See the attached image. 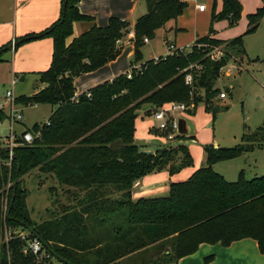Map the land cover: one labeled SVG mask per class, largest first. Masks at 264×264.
<instances>
[{
  "label": "trees",
  "instance_id": "16d2710c",
  "mask_svg": "<svg viewBox=\"0 0 264 264\" xmlns=\"http://www.w3.org/2000/svg\"><path fill=\"white\" fill-rule=\"evenodd\" d=\"M64 1L55 23L16 39L22 41L14 46L46 35L53 37L51 66L39 73L45 85L17 101L51 104L56 109L47 122L35 123L29 129L39 131V136L32 144L17 146L11 164L7 163L8 152L0 150V264H44L32 253L23 252L25 240L21 237L4 240L5 230L15 225L27 230L28 238L39 237L60 264H111L148 247L164 249L162 261L171 263L195 253L201 243L230 245L244 238L255 239L264 252V173L247 178L241 169L236 180H228L214 169L217 162L263 148L264 121L253 131L245 126L236 146L203 144L205 163L187 179L170 181L167 194L132 198L134 183L145 175L163 169L173 174L194 164L185 144L174 146L168 141L152 152H141L148 147L134 140L136 118L145 108L144 113L151 115L170 102L194 104L196 108L204 103L215 118L214 99L220 93L215 82L232 55L223 49L220 57L213 58L210 51L227 45L245 53L243 34L226 41L215 37L211 28L209 34L195 40L191 51L178 47L135 67V61L142 57L144 38H154L157 29L177 19L188 6L186 0H146L147 12L134 24L131 77L120 73L77 95L74 78L116 59L123 48L118 39L131 30L129 21L111 16L107 25L94 24L73 36V23L91 17L79 11L80 0H67L65 11ZM242 8L240 0H223L222 10L213 17L226 18L232 24L240 19ZM263 15L264 0L248 14L245 33L254 31ZM69 37H73L70 43ZM190 72L192 82L187 84ZM6 117L0 108V122ZM151 131L167 137L172 129L152 127ZM182 136L195 138L177 135L175 139ZM176 160L179 163H174ZM36 167L54 173L72 192L85 191L80 208L36 224L27 207L28 191L22 180ZM118 192L116 198L110 197Z\"/></svg>",
  "mask_w": 264,
  "mask_h": 264
},
{
  "label": "rangeland",
  "instance_id": "374dc122",
  "mask_svg": "<svg viewBox=\"0 0 264 264\" xmlns=\"http://www.w3.org/2000/svg\"><path fill=\"white\" fill-rule=\"evenodd\" d=\"M187 2L186 11L177 22H173V25H178L183 29L177 30L176 27H171L172 30H167L166 27L170 25L167 23L157 29L155 37L150 38L149 42L141 46L142 57L141 60L135 61V67L146 60L165 56L171 41H176L178 46L185 51H191L197 33L201 36L209 34L211 28L214 29L215 37L226 41L243 34L246 52H240L227 45L210 51L213 58L220 57L223 49L231 52L232 55V59L221 70V74L215 82V87L220 90L214 99V106L217 110L216 117L213 118L212 113L206 111L204 103H199L197 108L194 104L187 105L188 108L184 113L176 112L174 117L190 114V122L193 127L191 133L197 129L196 139L192 137L185 139L182 136L172 143L174 146L185 144L193 157L194 164L181 168L173 174L166 169L156 172L152 176H157L148 179L151 183L168 182L175 178L187 179L190 176H186L189 171L198 169L206 161L203 144L216 142L222 147L236 146L241 143V136L246 130L245 126L253 131L264 121V15L254 31L245 33L248 29V14L261 7L263 0H241L243 7L241 17L232 24L226 18L213 17L222 10L223 0H187ZM201 3L206 5L203 11L197 7ZM60 8H62V0H31L21 8L16 0H0V29L7 25V20H11L12 25L18 26V32L15 36L13 35V41L29 33H39L56 22L60 16ZM79 11L91 18L77 20L73 23L74 36H79L94 24L107 25L110 16L122 17L132 22L147 12V4L146 0H81ZM56 13L57 15H55ZM50 16L56 18L48 26L40 29L42 21L50 19ZM133 50L135 53V47L127 46L116 59L103 67L75 77L74 84L77 94L86 92L120 73H128L132 57L130 53ZM52 55L53 37L51 35L23 42L2 55L6 61H0V108L7 114V117L0 122V136L9 133L12 124L11 101L6 96L8 90H13L15 95L14 112L24 115L22 120L14 123L18 132L24 127L23 124L29 129L36 122L40 125L44 124L52 111L56 109V106L51 104H26L17 101L18 97L31 95L42 88L43 83L34 71L50 67ZM230 64L234 65L235 69L231 70ZM25 73H27L25 79H21ZM191 74L192 72H190ZM14 78L16 79L15 85L12 84ZM152 127L160 129L159 121L155 119L153 113L139 117L135 124V142L141 143L145 138L147 140H158L159 138L156 145L163 146L166 143L165 137L154 134L151 131ZM34 133L39 135L40 132L35 131ZM174 163L179 162L176 160ZM214 169L228 180H236L241 169H245L247 178L262 175L264 173V147H255L241 157L217 162L214 164ZM162 175L164 176L161 177ZM22 180L28 191L27 207L36 224L61 217L66 210L79 209L86 194L85 191L80 190L72 192L74 191L72 188L68 190V186L61 184L54 173L44 172L39 167L24 174ZM110 195L111 198H116L120 192ZM132 198L137 199L133 196ZM7 215L8 198L5 201L3 212L5 223ZM26 232L27 230L15 225L5 230L4 240L6 241L9 234L13 236ZM163 250H154L153 247H148L146 250L126 255L111 264H176L175 261L171 263L162 261L164 259ZM202 254L203 250H200L196 255ZM209 256H212V253L202 255L203 264L210 263V258L206 259ZM44 264H60V261L53 257L50 262Z\"/></svg>",
  "mask_w": 264,
  "mask_h": 264
},
{
  "label": "crops",
  "instance_id": "0c3cea01",
  "mask_svg": "<svg viewBox=\"0 0 264 264\" xmlns=\"http://www.w3.org/2000/svg\"><path fill=\"white\" fill-rule=\"evenodd\" d=\"M16 1L19 3V8H21V7L26 6L28 4V2L31 1V0H16ZM79 5H80V2L78 4V6ZM200 11H203V10H200ZM60 12H61V8H60ZM55 15H57V13ZM180 17L181 16H179L177 19L169 20L167 22V24L168 25L170 24V25H169V27H166V29L167 30H172L173 28L171 29V27H174V28L176 27L177 30L183 29V27H180L178 25H173V22H177ZM55 18H56L55 16H50V19H44L42 21V23H41L40 29H43L46 26H48L51 23V21L53 19H55ZM120 18H122V17H120ZM137 18L134 21H132V22L130 20H128V19H124V18H122V19L126 20V21H129L130 30L134 31V24H135ZM6 23H7V25L4 26L2 29H0V32H2L1 35H0V47H2L3 45H5L6 43H8L10 41L13 42V40H14L13 37L18 32V26L12 25L11 20H7ZM73 36H74V34H73ZM199 36H201V35L197 33V38ZM122 37H123V43H124V44L122 43V45H123L122 51H124V49L127 46H130L131 48L134 47V41L132 40L131 43H130V41H129L130 38H129L128 34L127 35L125 34ZM72 39H73V37H69L68 38V42L70 43L72 41ZM170 45H173L175 48H178V47L182 48V47L178 46L176 41L175 42L171 41ZM170 45H169V47H170ZM169 47H168V49H169ZM11 49H13V48H11ZM122 51H121V53H122ZM186 52H189V51H186ZM169 53H171L170 50H168V53H166L165 55H167ZM130 54L132 55V57L130 58V69H131V62L133 60L134 50ZM162 56H164V55H162ZM2 57H1L0 61H3V60L6 61V59H3ZM155 58H157V57H155ZM51 62H52V58H51ZM44 70H46V69H43V70L40 69L38 71H34L36 73V76L39 77V80H40L39 73L41 71H44ZM26 75H27V73L23 74L21 79H25ZM111 79H113V78H110L109 80H111ZM44 85L45 84H42L41 87H43ZM36 91H38V90H36ZM76 94H77V92H76ZM145 109H143L141 111V113L136 118V120L139 117H141V116H143L145 114L144 113ZM145 115H147V114H145ZM153 115H154V113H153ZM185 115H186L185 117H187L190 120V114H185ZM23 117H24V115H23ZM136 120H135V124H136ZM23 125H24V127L22 128V130L20 132L31 131V130H29V128H27L28 126H25V124H23ZM196 131H197V129L196 130L194 129V133L190 134V135H194L195 139H196V135H197ZM157 141H159V138H158V140L157 139L147 140V138H145L141 143H137V144H139V145H141L143 147H148L149 150L154 151L155 148L159 147L158 145H156ZM213 144L214 145L217 144V146H220L216 142H213ZM1 162H2V160H0V163ZM194 171H195V169L189 171L188 174H186V176H189V175L191 176ZM152 174H156V172L155 173H149V174L145 175L144 177H142L141 179L138 180V182H137L138 185L136 184L133 187V191H132V196L134 198L165 195V193H168V191H169V183H170V181H182V179L175 178V180L170 179L168 182L151 183V181H148V179H153L155 176H157V175H153L154 176L153 177ZM163 176L164 175H162L161 177H163ZM183 179L185 180V178H183ZM200 250H203V254L202 255H206L207 253H212L213 257L210 258V263L209 264H264V252H262L260 250L258 242L255 239H253V238H244V239H241V240H237V241L232 242L230 245H223L221 243H215V244L201 243L199 248H198V250L195 253L187 255V256H184V257L180 258L175 263L176 264H203L202 263V259H203L202 255H196V254H198L200 252Z\"/></svg>",
  "mask_w": 264,
  "mask_h": 264
},
{
  "label": "built area",
  "instance_id": "2783aa9c",
  "mask_svg": "<svg viewBox=\"0 0 264 264\" xmlns=\"http://www.w3.org/2000/svg\"><path fill=\"white\" fill-rule=\"evenodd\" d=\"M206 8V5L204 3H201L198 5L199 10H204ZM128 36L130 38V43L134 39L135 33L134 31H129ZM150 39L147 37L144 38L145 42H149ZM118 43L122 44L123 43V37L118 39ZM124 44V43H123ZM176 48L173 45H170L169 50L172 52ZM228 65V64H227ZM226 65V66H227ZM229 68L231 70L235 69L234 65H229ZM128 76L131 77V72H128ZM192 82V76L188 74L186 76V83L191 84ZM12 84H16V79L14 78L12 80ZM6 96L8 99L11 101V111H10V116H11V128L10 132L7 133L4 136H0V150L7 151L8 152V159L7 163L11 164L15 153L14 149L21 145V144H32L33 141L35 140L37 135L34 133V131H23V132H17L15 129L14 123L18 122L19 120H22L23 114L22 113H15L13 109V105L15 104V95L13 90H8L6 92ZM188 108V106L185 103H180V102H170L168 104L163 105L160 107L155 113L154 116L155 118L159 121V128L160 129H167L171 127L172 132L168 134L167 137H165L166 143L169 141L171 143L175 142L176 139L175 137L178 135L177 133V126H178V121L177 118L179 117H174L176 112H182L184 113L185 110ZM40 134V133H39ZM12 235L9 234L6 240L10 239ZM18 237H21L22 239L25 240V244L23 247V252L25 254L32 253L37 261L46 263L50 262L53 256L51 253L48 251V248L45 246L43 241L39 237H34V238H28V233H19L17 235Z\"/></svg>",
  "mask_w": 264,
  "mask_h": 264
},
{
  "label": "water",
  "instance_id": "95a60500",
  "mask_svg": "<svg viewBox=\"0 0 264 264\" xmlns=\"http://www.w3.org/2000/svg\"><path fill=\"white\" fill-rule=\"evenodd\" d=\"M66 4H67V0L64 1V5H63V10L64 11L66 9ZM21 41L22 40L13 41L10 46L12 48H14V46L16 44H18L19 42H21ZM10 46H5L2 50H0V54L2 52L7 51L10 48ZM177 121H178V126H177L178 135H188L189 136L191 134V131H192V128H193L190 120L187 117L181 115V116H179L177 118ZM141 152H152V151L151 150L142 149ZM18 181H19V177L17 176L15 182L18 183ZM137 182H138V180L134 183V186L137 184ZM28 230L30 232H34L32 227H28Z\"/></svg>",
  "mask_w": 264,
  "mask_h": 264
}]
</instances>
